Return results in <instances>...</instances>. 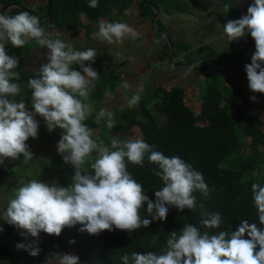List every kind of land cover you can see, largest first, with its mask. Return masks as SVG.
<instances>
[{
	"label": "clouds",
	"instance_id": "clouds-1",
	"mask_svg": "<svg viewBox=\"0 0 264 264\" xmlns=\"http://www.w3.org/2000/svg\"><path fill=\"white\" fill-rule=\"evenodd\" d=\"M87 6L96 8L98 0H88ZM224 8L227 12L230 6ZM223 31L230 42L250 33L255 52L245 65L249 88L253 93H264V0H253L247 14L228 20ZM50 35L40 26L39 17L28 11L14 16L0 14V41L10 42L13 47L35 41L48 50L47 63L40 66L35 78L26 82L34 108L29 111L22 99L19 102L15 99L22 91L16 82L20 79L16 71L19 60L6 53V43H0V165L21 155L25 164L32 160L34 153L26 141L38 137L40 122L35 117L39 115L49 133L56 128L63 130L57 150L75 169L69 186L32 179L15 190L3 220L22 229V235L36 238L27 245L18 244L17 248L36 256L41 232L59 236L65 227L77 224L82 226L81 232L93 235L117 229L131 234L148 227L153 220H166L170 207L195 212L197 198L193 193L200 192L208 198L210 189L203 174L182 158L165 156L143 139L121 141L113 137L110 146H106L93 138V130L85 121L95 111L87 101L90 83L98 78V73L85 62H94L97 53L91 48L74 50L70 44L59 38L51 39ZM92 35L93 39L112 44L125 37L135 39L139 33L126 23L101 21ZM73 65H79L82 71L75 70ZM140 99L139 94L133 95L129 106H137ZM250 99L255 102L257 97L253 95ZM101 121L108 129L116 126L110 110L101 108L95 113V122ZM145 156L158 166L156 174L163 181V186L155 190V200L145 194L141 183L128 170L129 163L142 167ZM251 191L259 223L264 225V186L252 183ZM145 203L151 219L140 215ZM199 208L201 227L220 228L219 212L203 211V203ZM157 239L153 236L152 243ZM122 260L123 264H264V228L242 219L236 230L230 225L227 230L212 234L189 223L179 234L175 230L168 234L160 253L133 251L124 254ZM60 264H79V257L64 253Z\"/></svg>",
	"mask_w": 264,
	"mask_h": 264
},
{
	"label": "trees",
	"instance_id": "trees-1",
	"mask_svg": "<svg viewBox=\"0 0 264 264\" xmlns=\"http://www.w3.org/2000/svg\"><path fill=\"white\" fill-rule=\"evenodd\" d=\"M134 0H98L96 8L87 6L88 0H52L51 13L52 23L48 24L41 18L40 26L65 27L80 20L84 14L90 20H98L109 15L108 21L115 22L111 15L113 8H129ZM179 0H136L140 7V16L151 21L155 15V6L163 7L167 14L174 11H188L189 3L179 8L173 2ZM3 5L20 3L24 0H1ZM26 6V4H25ZM230 9L227 11L231 19L239 14L238 4L229 2ZM22 8H13L8 13L14 16ZM40 17L48 18V6L44 11L38 13ZM156 26L173 36L167 26L160 18ZM88 30L90 25L87 26ZM87 30V31H88ZM153 31L156 32V30ZM158 33V32H156ZM159 42L166 54H169L170 63L177 66L193 68L198 73L207 71L210 67H217V71L208 72L206 78L200 83L198 98L201 103L199 112L187 103V92L182 85H174L170 89L163 86L150 90L145 89L140 93V102L137 106L126 107L124 110H115L114 119L116 126L108 129L105 122H95L94 116L87 118L85 123L93 128L101 127V138L96 139L106 146H110L111 138L115 137L121 141L128 140L126 135L117 136L113 129H118L124 134L129 133L137 126L142 132V139L154 145L157 151L165 156H179L195 170L203 174L204 180L209 186V197L206 198L200 192L193 193L197 198V209L185 208L182 212L170 207L166 220L155 221L144 228H140L129 234L126 230L103 231L98 235L81 232L82 227L77 224L73 227H65L59 236L49 235L41 232L38 239L39 254L32 256L28 250L17 248L18 244H29L36 240L30 235H22V229L7 224L3 220V213L0 212V264H39L52 262L68 251H76L79 257V264H123L122 256L131 252L144 253L155 251L160 253L171 231L179 230L185 224H193L201 231H209L215 234L221 230H227L232 226L236 230L242 219L249 223H256L258 227L264 228L259 223L257 210L252 200V183H260L264 186V129L257 111L247 103L237 98L245 97L247 93V73L245 65L251 62V56L237 49L220 51L211 44H202L194 50L190 43L174 40L173 51L168 40L161 34ZM141 40V39H140ZM3 43V41H0ZM8 43V42H7ZM251 46H255L252 39ZM35 45L27 48L13 47L8 43L7 49L12 56L28 54ZM235 60V61H233ZM229 63V66L225 64ZM221 67V68H220ZM73 68L82 71L79 65ZM98 78L94 80V90L90 93L89 100L99 111L101 100L110 92L116 90L120 83L121 76L116 69L106 68L104 65H97ZM233 68L234 75H228L227 69ZM223 69L224 71H220ZM20 73V79L16 82L21 85L20 99L31 102V90L27 88L26 82L35 78L39 71L26 72L22 66L16 69ZM18 101V102H19ZM62 129L57 128V133H49V142L59 141ZM46 133L41 132V137ZM37 138H29L26 143L33 151L32 144ZM58 163L55 168L54 163ZM38 173L33 176L29 172V164L23 163V156L19 159H7L0 165V187L5 178H17L24 176L42 181L44 177L51 178L58 176L62 186H69L72 183L74 167L66 163L62 158L58 159L56 154L50 152L46 163L39 162ZM128 170L133 178L141 183L145 194L155 200V190L163 186V181L156 174L158 166L150 163L145 156L143 166L128 164ZM40 172H44L41 174ZM12 187V186H9ZM15 190L10 191V198ZM209 213L219 212L222 216L220 228L205 229L201 227V209ZM8 206V205H7ZM6 206V208H7ZM147 204L141 210V217L151 219L146 214ZM153 236L158 239L152 243ZM245 238H248L245 235ZM74 241V243H70ZM35 246V245H34ZM258 250V247H257Z\"/></svg>",
	"mask_w": 264,
	"mask_h": 264
},
{
	"label": "rangeland",
	"instance_id": "rangeland-1",
	"mask_svg": "<svg viewBox=\"0 0 264 264\" xmlns=\"http://www.w3.org/2000/svg\"><path fill=\"white\" fill-rule=\"evenodd\" d=\"M214 6L215 9L208 8L205 11H202L201 8H205L199 3V0H179V2L174 1L173 5L179 8L183 7V5L187 2L188 11L179 12L174 11L169 17L163 19V15L165 14L162 10V19L164 23H166L168 31L171 32L174 40H181L187 43H190L194 50L197 49L200 44H211L214 48L220 49V51L237 49L240 51H244L245 54L252 55L255 52V46H249L250 41L253 39L250 33H247L244 37L240 38L238 41L230 42L223 31L224 24L228 20H232L229 18V14L225 11L224 6L229 5L227 2H222L221 0H208ZM199 6L198 8L196 6ZM131 6V5H130ZM133 8L129 10H124L131 14L130 18L134 17V14L137 13L138 9H140L137 2L134 1ZM114 10V11H113ZM111 15L116 16L119 21L123 23L126 20L125 17L119 16L117 12H115V8H113ZM115 12V13H114ZM136 12V13H135ZM206 16L203 18L202 16ZM109 15L104 16L98 20L90 21V19L85 18L89 24H93L95 28L90 27L88 30V25L85 27L82 24L80 27V20L72 25H67L66 27L76 28L77 25L79 28L75 32H71V36L66 33L63 37L62 32H57L52 36L50 31L52 28H56L53 26H46L45 31L50 29V38L56 39L57 37L63 40L65 43L70 44L74 50L85 51L89 48L94 49L97 53L94 62L86 61L85 64H91V67L94 70H98L97 65H104L109 69H116L120 76V83L115 91L108 93L101 100V108L112 111L115 110H124L129 106V101L133 97V95L142 93L145 89L153 90L158 86H163L167 89H170L172 86L183 83L188 84L189 87L185 88L187 95V103L194 109L195 112H199L201 103L198 98L200 83L206 78V74L208 72L217 71V67H211L207 72L203 74H199L196 70L187 67V66H177L170 63L169 54L165 53L163 48L160 49L159 45V35L155 31L151 30V24L149 21H143V24H139V20L141 17L135 18L133 21V25L135 27V31L139 33V35L133 39L131 37H125L121 42H116L109 44L106 41L102 42L98 39H93V32L98 31L99 23L101 21H108ZM114 18V17H113ZM81 19V16H80ZM76 26V27H75ZM83 27L88 31L83 34ZM47 32L46 34H48ZM141 40H140V39ZM249 41V44L247 41ZM6 53L10 56L12 54L7 49L8 43L5 42ZM35 45V48L31 50L30 53L24 54L20 57L13 56L19 60V65L26 72H34L39 71L40 66L44 63H47V48L41 47L35 43V41H29L27 43V48ZM7 46V47H6ZM235 61V60H233ZM229 64V63H227ZM225 64V66H227ZM230 65V64H229ZM73 67V66H72ZM221 68V67H220ZM222 71V69H220ZM228 75H234L235 70L233 68L227 69ZM201 81V82H200ZM94 80L91 81L89 86L90 93L94 90ZM127 84L128 87L125 88L124 85ZM247 93L245 97L237 96L239 100L241 98L245 103H247L252 109L258 112L259 118L262 121V126L264 129V93H253L249 88V82L247 79L246 82ZM255 95L257 100L254 102L250 99L251 96ZM11 98V97H9ZM15 99H17L15 97ZM20 97H18V100ZM23 101H26L23 100ZM92 107L95 109L93 114L98 112L97 108L93 106V101H90ZM26 104V103H25ZM26 107L29 111H34V108L31 106V102H27ZM94 116V115H92ZM39 122V130L38 137L33 142L32 147L34 156L29 164V172L33 176L37 174L39 162L46 163L48 160V155L50 152L56 154L59 158L63 156L58 152L57 145L59 141L49 142V132L46 128L44 119L37 115L35 117ZM46 133L41 137V132L45 131ZM115 135L122 136L126 135L128 140L142 139V132L140 128L137 126L133 127L132 130L124 134L118 129H113ZM52 134L57 133V128L51 132ZM94 138H101V127L97 126L93 128ZM264 149V147H262ZM55 168H58V163H54ZM44 174V172H40ZM32 180V178H25L24 176H20L17 178H5L0 187V212L3 213L6 210V206L10 201V191L18 189L22 184L27 183ZM43 182H56L62 185V182L58 176H53L51 178L44 177L42 179ZM12 186V187H9ZM1 241V240H0ZM68 253L75 255L76 251H68ZM39 264H60V257L55 259L52 262L48 263H39Z\"/></svg>",
	"mask_w": 264,
	"mask_h": 264
},
{
	"label": "crops",
	"instance_id": "crops-1",
	"mask_svg": "<svg viewBox=\"0 0 264 264\" xmlns=\"http://www.w3.org/2000/svg\"><path fill=\"white\" fill-rule=\"evenodd\" d=\"M50 1L51 0H24V3L26 4V7H28L30 10H32L33 12H35V13H41V12H43L44 11V8L46 7V6H48L49 7V3H50ZM135 2H136V0H134ZM134 1L132 2V4H131V6L129 7V8H118V7H116L115 8V12H117L118 14H119V16L121 17V16H123V17H125L126 18V20L125 21H123V23H126V24H128L130 27H132L133 29H135V27H134V25H133V21L135 20V18L136 17H138V15L140 16V9H138V15H137V13L136 14H134V17H132V20H131V18H130V16H131V14H129V12H127V15L125 16V14H126V12H124L123 11V9L124 10H129L130 8L132 9L133 8V3H134ZM222 2H227V3H229V2H236L237 4H238V9H239V14H238V16L235 18V19H239V18H241L242 16H244V15H246L247 14V9H248V6L251 4V3H253V0H221ZM52 3V2H51ZM199 3L202 5V6H205V8H201L202 9V11H205L204 13H206V10H208V8H212V9H215L216 7H214V6H212L213 4L210 2V1H208V0H199ZM25 4H23V5H25ZM6 5H8V4H6ZM6 5H3V3L1 2V0H0V14H1V12H2V10H3V8L6 6ZM196 6V5H195ZM197 8L199 7V6H196ZM13 8H19V7H10V8H8L6 11H5V13H9V12H11V10L13 9ZM113 10V9H112ZM164 10L163 9V7H161V8H159V17L158 18H160V19H162V11ZM114 11V10H113ZM114 12V13H115ZM164 12V11H163ZM165 14L163 15V19L164 18H167V17H169L171 14H167L166 12H164ZM113 17H114V19H115V22H121V21H119L118 20V18H116V16H114L113 15ZM141 17V16H140ZM203 18H206V16L204 15V16H202ZM49 18V17H48ZM85 18H87L84 14H81V19H80V27H82V24H83V26L85 27L86 25H90V26H92V28H95V26L93 25V24H89V22H87L86 20H85ZM229 18H231L230 16H229ZM139 20H142V21H140V23L139 24H143L144 22L143 21H149V20H145V19H143L142 17L139 19ZM90 21H94V20H90ZM150 22V24H151V30H153V28H154V24L152 23V21H149ZM162 22L164 23V21L162 20ZM226 23V22H225ZM165 25H166V23H164ZM79 26L77 25V27L76 28H79ZM83 27V31L84 32H82L83 34H85L86 32H87V29H85ZM76 28H72V27H66V28H64V27H62V28H60V27H56V28H52L51 30H54V29H56L55 31H50V29H48L47 31H45L46 33L47 32H53L52 33V36L55 34V33H59V32H62L63 33V37L66 35V33L67 34H69L68 36H71V35H73V34H71V32L73 31V32H75L77 29ZM49 32V33H50ZM54 37V36H53ZM58 38V37H57ZM52 39V38H51ZM140 39V38H139ZM247 41V40H246ZM6 41H3V43H5ZM33 42V41H32ZM248 42V44H249V41H247ZM159 43V45H160V42H158ZM202 44H205V43H202ZM202 44H200V45H202ZM249 46H250V44H249ZM7 47V46H6ZM199 47V46H198ZM197 47V48H198ZM162 48V46L160 45V49ZM194 48V47H193ZM220 50V49H219ZM244 52V51H243ZM16 57V56H15ZM211 68V67H210ZM193 69V68H192ZM209 70V69H208ZM207 70V71H208ZM207 71H205V72H207ZM222 71H224L223 69H222ZM204 72H201V73H199V74H203ZM177 85V84H176ZM179 85H182L184 88H187V87H189V85L188 84H183V83H180L179 82ZM187 92V91H186ZM187 95H188V93H187Z\"/></svg>",
	"mask_w": 264,
	"mask_h": 264
},
{
	"label": "water",
	"instance_id": "water-1",
	"mask_svg": "<svg viewBox=\"0 0 264 264\" xmlns=\"http://www.w3.org/2000/svg\"><path fill=\"white\" fill-rule=\"evenodd\" d=\"M51 2L52 0L50 1L49 3V7H48V15H49V18H43V17H40L37 13L33 12L32 10H30L28 7H26L25 5L23 4H20V3H12V4H8L6 5L1 14H4L5 11L10 8V7H19V8H22L24 9L25 11H28L31 15H34V16H37L39 18H41L43 21L47 22L48 24L52 23L53 21V17H52V13H51ZM150 2L152 3V0H150ZM155 8V15L154 17L152 18V23L154 24V30H156V32L158 33H161L167 40H168V43L170 44V48L171 50L173 51V39L171 38V36L165 32V31H162L161 29H159L157 26H156V21L159 17V8L158 7H154ZM227 66H229V64H227Z\"/></svg>",
	"mask_w": 264,
	"mask_h": 264
},
{
	"label": "flooded vegetation",
	"instance_id": "flooded-vegetation-1",
	"mask_svg": "<svg viewBox=\"0 0 264 264\" xmlns=\"http://www.w3.org/2000/svg\"><path fill=\"white\" fill-rule=\"evenodd\" d=\"M18 97H19V96H17V97H16V98H17V99H16L17 101H19V100H18ZM11 98H12V97H11ZM11 98H10V99H11ZM24 102L27 104V100H26V101H24Z\"/></svg>",
	"mask_w": 264,
	"mask_h": 264
}]
</instances>
